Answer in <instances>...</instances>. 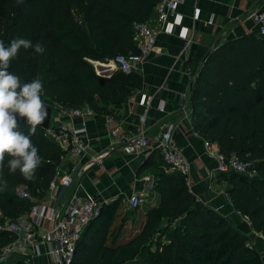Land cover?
I'll return each mask as SVG.
<instances>
[{"label":"trees","instance_id":"trees-1","mask_svg":"<svg viewBox=\"0 0 264 264\" xmlns=\"http://www.w3.org/2000/svg\"><path fill=\"white\" fill-rule=\"evenodd\" d=\"M156 2L0 0V40L5 46L23 37L45 48L43 54L21 49L8 71L23 82L38 77L43 83L41 99L51 111L85 105L96 115L116 117L121 103L139 88L140 77L119 70L100 76L91 62L134 53L133 23L150 19ZM189 109L190 126L202 140L215 143L224 156L234 154L251 164L252 178L230 172L218 173L217 180L227 184L232 208L264 240V35L242 34L206 52L191 80ZM19 123V131L39 149L41 163L31 181L19 172L10 175L5 167L0 221L27 212L46 196L63 155L56 143L42 135L43 130L37 127L31 134L27 125ZM152 156L137 173L152 164ZM162 163L167 170L157 169L152 184L158 203L145 210L138 234L120 243V226L116 235L111 226L121 199L104 202L76 242L69 264H122L137 255V264H263L244 236L197 200L178 171ZM20 186L33 202L14 193ZM153 235L152 249L145 243ZM12 240L13 236L0 233V249ZM13 256L19 257L14 264H30L24 255Z\"/></svg>","mask_w":264,"mask_h":264},{"label":"crops","instance_id":"crops-1","mask_svg":"<svg viewBox=\"0 0 264 264\" xmlns=\"http://www.w3.org/2000/svg\"><path fill=\"white\" fill-rule=\"evenodd\" d=\"M252 11L264 12V0H180L177 6L181 16L180 26L174 29L173 34L156 35L154 50L134 71L140 77L139 88L121 103L114 116L116 134L132 137L142 133L147 146L136 154H124L120 150L119 139L111 142L108 136L112 124H105L101 115L89 117L85 137L91 148L90 153L101 160L102 168L93 166L92 160L87 157L80 158V164L85 162V169L82 166L83 169L77 170L68 187L55 191L59 207H63L70 195L81 188L101 203L116 198L124 201L130 194L136 193L147 200L141 206H156L158 196L152 190L154 174L157 169L167 170L156 143L164 127L170 125L172 143L182 149L190 165L189 191L197 200L229 221L244 236L245 244L257 251L264 264L262 236L232 208L227 195L228 186L217 180L214 162L204 155L202 138L192 130L189 121L191 80L204 54L226 39L242 34L255 35L256 28L247 19ZM210 17L212 23L208 24ZM182 30L190 38L186 49L176 37V33ZM142 95L151 98L146 107L138 105ZM159 103L161 111L157 109ZM58 110H52L50 121L53 111L56 113L55 119L58 117ZM151 153L152 164L137 173L139 165ZM74 162V159H61L59 165L69 168ZM33 263L55 264L44 256L36 258Z\"/></svg>","mask_w":264,"mask_h":264},{"label":"built area","instance_id":"built-area-1","mask_svg":"<svg viewBox=\"0 0 264 264\" xmlns=\"http://www.w3.org/2000/svg\"><path fill=\"white\" fill-rule=\"evenodd\" d=\"M180 0H157L154 5L153 16L145 22L133 23V43L135 52L127 54H116L102 62L92 61L93 67L100 63L104 68L119 70L122 72L136 71L145 57L154 50L156 35L163 33L173 34L174 29L180 26L181 16L177 12ZM256 28V35H264V12L252 11L247 15ZM212 23L210 17L207 21ZM176 37L182 41L183 48L189 45L190 38L185 31L176 33ZM97 75L100 73L96 72ZM149 96L142 95L138 101L140 106H148ZM161 111V103L157 105ZM96 114L88 106H79L71 109H59L58 117L53 123L49 122L47 130L42 135L62 150L61 159L67 161L76 160L70 167L58 165L55 167L52 180L49 184L47 196L44 200L36 201L29 207L28 211L13 218L0 221V233L13 236V240L0 250L2 258L9 251H18L26 256V262L34 264L33 261L41 256L49 257L55 264H69L73 256L76 242L82 236L87 225L98 216L103 203L97 201L82 188L70 195L68 202L59 207L55 191L65 189L71 184L73 175L79 169H85L80 164L82 157L92 160V165L102 168V162L92 155L88 139L85 137L86 121ZM105 124H112L108 130L111 142H120L122 153L136 154L147 146V141L142 133L132 137L116 134V124L111 115H101ZM156 149L158 150L164 164L171 170L178 171L190 189V165L185 158L182 149L175 146L171 139V126H165L160 133ZM204 155L214 162L216 173H236L247 178L254 176V170L249 162L240 161L234 154L224 156L219 153L215 143L202 140ZM60 159V160H61ZM83 166V168H81ZM128 209H135L147 203L145 196L132 193L124 199Z\"/></svg>","mask_w":264,"mask_h":264},{"label":"clouds","instance_id":"clouds-1","mask_svg":"<svg viewBox=\"0 0 264 264\" xmlns=\"http://www.w3.org/2000/svg\"><path fill=\"white\" fill-rule=\"evenodd\" d=\"M23 0H17L22 3ZM32 48L35 53L43 54V45L20 37L6 47L0 40V185L6 186L4 169L10 175L17 172L23 179L31 181L36 178V170L40 166L39 149L32 143L30 136L19 131L22 119L35 134L47 117L44 101L41 99L43 83L36 77L30 82L8 71L11 61L16 59L21 49ZM7 162L5 163V160Z\"/></svg>","mask_w":264,"mask_h":264},{"label":"rangeland","instance_id":"rangeland-1","mask_svg":"<svg viewBox=\"0 0 264 264\" xmlns=\"http://www.w3.org/2000/svg\"><path fill=\"white\" fill-rule=\"evenodd\" d=\"M93 68H94V71L101 73V74L109 72L108 68H101V69H97L95 67H93ZM55 115H56V113L53 111V113L51 115V123L54 122ZM14 193L22 199H26L28 201L33 202V199L27 194L24 187H22V186L15 188ZM147 207L148 206H140V207H137L136 209L131 210V209H128L126 207L124 201L121 200V204L116 211L114 222L111 226V229H114L115 235L117 234V227L120 226V229L118 230L119 231L118 235H119V237H121L120 243L126 242L127 240H129L130 238H132L136 234H138V231L140 230V226L143 222L144 212L147 209ZM154 238L155 237L153 235V237L150 241H147L145 243L144 241L140 240V243H145L146 246H150L153 249L154 248L153 243L155 242ZM13 254L20 255L18 251H9L7 253V256L2 258V254L0 252V262L4 261L5 259L12 256ZM18 258L19 257H15V256L10 257V259L5 261L4 263L5 264H14ZM133 259L127 260V261L123 262L122 264H137V263H139L138 255L136 257H134Z\"/></svg>","mask_w":264,"mask_h":264},{"label":"water","instance_id":"water-1","mask_svg":"<svg viewBox=\"0 0 264 264\" xmlns=\"http://www.w3.org/2000/svg\"><path fill=\"white\" fill-rule=\"evenodd\" d=\"M94 67L97 68V69L104 68L100 63H96ZM108 70H109V72L102 73V74L100 73L99 75L100 76H104V77L108 76L113 71V70H110V69H108ZM46 110H47V117H46L45 121L43 122V124L41 126H38V128L41 129V130H47L48 126H49L51 108L47 106ZM19 122L25 123L22 119H20Z\"/></svg>","mask_w":264,"mask_h":264}]
</instances>
